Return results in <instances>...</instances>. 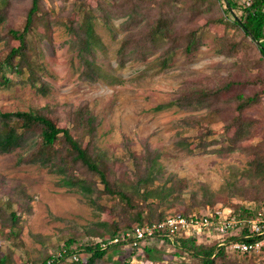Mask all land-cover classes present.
<instances>
[{"label": "rangeland", "instance_id": "374dc122", "mask_svg": "<svg viewBox=\"0 0 264 264\" xmlns=\"http://www.w3.org/2000/svg\"><path fill=\"white\" fill-rule=\"evenodd\" d=\"M8 0H0L3 9ZM111 0H43L40 16L50 23L49 31L43 26L35 29L30 37L26 55L29 59H38L44 66L43 79L49 84L48 90L39 91L28 79L15 76V83L9 88H0V111L14 112L40 109L56 105L78 106L88 102L91 111L101 121L99 127V145L109 157L124 161L122 173L128 171L130 163L124 148V139L131 141V148L138 154L148 143L151 148L161 153V162L166 174H174L188 181L184 200L189 202L190 192H198L201 197V184H206L212 191H219L226 183L235 181L238 188L232 197H221L213 204L201 206L192 214H207L219 208L251 206L256 210L264 209V179L245 174L248 164L254 156L242 151L229 154L222 152L197 153L198 136L212 129L208 135L209 149H227L222 141L230 138L235 129L229 133L223 128L221 120L227 115L219 116L202 112H184L168 103L187 83L196 82L214 86L227 79L249 81L245 89L247 95L264 89V62L258 61L259 55L255 45L242 41L241 34L225 24L215 23L213 19L224 18L225 23L234 22L232 12H227L223 0H145L149 8L146 18H155L159 6L164 3L168 8L181 13L180 26L188 24L200 29L202 36L197 47L196 37L183 38L181 46L163 61L156 55L146 61H128L124 66L118 63V51L124 37L130 32H144L146 22L135 28L125 23L127 17L112 18L111 28L100 18L94 21L95 32L101 38L98 48V63L101 67V79L98 82H85L80 78V64L70 42L76 37L71 35L65 23L70 19L78 22L81 8L97 9ZM131 0H118L120 5L130 4ZM243 4L245 0H238ZM168 2V3H166ZM143 4V3H142ZM30 0H11L6 18L0 20V59L12 49L20 46V41L13 31L21 32L25 21V11ZM237 12L240 14L239 10ZM191 25V26H190ZM239 40L240 46L235 55L219 53L225 38ZM185 48L192 54L186 53ZM32 75H36L32 72ZM262 81V83H260ZM255 121L254 136L246 140L248 147L264 145V94L258 104L247 112ZM60 127L65 122H57ZM187 116H198L200 129L184 131L188 142L177 145L175 134L182 127L175 122ZM73 135L78 138L75 130ZM85 144V141H82ZM17 153L0 154V195L10 187L25 191L33 200L30 202L31 214L22 206L15 205L21 217V235L15 240L2 238L0 253L10 249L12 264H32L59 251L69 237V232H79L83 227H99L105 233L104 224H112L116 213L111 204L115 199L106 197L101 202L102 208L93 207L87 198L75 190L63 187L59 177L37 166L18 167ZM117 164V169L119 168ZM243 192V193H242ZM241 194L247 196H241ZM7 198V196H5ZM185 209L176 206L165 210L167 216L176 215ZM1 222V221H0ZM1 226V224H0ZM107 226V227H108ZM79 230V231H78ZM4 233H7L6 231ZM87 236L78 239L75 246L83 245ZM212 246V245H211ZM156 260L152 264H195L184 252L176 255V250L168 245H154ZM240 255V256H238ZM231 253V258H240L244 264H264V252L259 254ZM149 258L148 256H146ZM146 259H144L145 262ZM60 264H71L62 262ZM101 264H143L135 261L129 252L109 254V261ZM145 264V263H144ZM199 264V263H198Z\"/></svg>", "mask_w": 264, "mask_h": 264}, {"label": "trees", "instance_id": "16d2710c", "mask_svg": "<svg viewBox=\"0 0 264 264\" xmlns=\"http://www.w3.org/2000/svg\"><path fill=\"white\" fill-rule=\"evenodd\" d=\"M214 1V0H213ZM217 1V0H215ZM214 1V4H215ZM227 4V12H232L234 22L225 23L224 18L213 19L215 23L225 24L227 28L235 29L241 34L242 41H249L255 45L258 52V61L264 62V0H245L240 4L238 0H223ZM145 0H131L130 4L120 5L118 0L108 1L97 9L81 8V18L78 22L70 19L65 27L71 35L76 37L71 41V49L76 52L80 64V78L85 82H98L101 79V67L98 63V48L101 38L95 32L94 21L100 18L111 28L112 18L127 17L125 23L129 27H137L139 23L146 22V30L142 32L130 31L123 39L118 51V63L124 66L128 61H146L156 55L165 61L182 44L183 38L196 37L197 47L202 36L200 29H187L188 24L179 25L181 13L175 6V10L166 7L164 3L159 6L155 18H146L149 8L144 6ZM143 3V4H142ZM168 3V2H166ZM249 3V5H248ZM11 6V0L3 9H0V20L6 18ZM239 10L240 14L237 12ZM43 11V0H30V5L25 11V21L21 32L13 31L20 41V46L12 48L4 58L0 59V88H9L15 83V76L28 79L35 88L45 92L49 84L43 79L44 66L38 59H29L26 55L30 44V37L34 36L35 29L40 26L49 31L50 23L40 13ZM191 26V25H190ZM240 41H231L225 38L221 43L219 53L235 55ZM186 53L192 54L188 48ZM35 72L36 75H32ZM262 83V81H260ZM249 81L227 79L214 86L190 82L188 87L181 89L172 98L168 106L177 107L184 112L206 111L214 115H227L221 120L226 133L235 129V133L222 141L227 149H209L210 142L207 137L212 129L198 136V152L211 153L222 152L229 154L236 151L248 153L254 156L248 164L245 174L250 177L264 179V145L246 146L244 142L254 136L255 121L247 116V111L258 104L264 94V89L247 95L245 89ZM49 113L54 119L65 127H60L47 116ZM182 127V131L175 134L176 144L183 145L188 142V137L183 136L184 131L201 128L198 116H187L175 122ZM101 121L93 114L88 102H82L78 106L69 104L48 106L27 111L2 112L0 111V154L17 153L18 167L37 166L47 170L50 174L59 177V183L63 187L75 190L88 199L93 207L102 208L101 202L106 197L115 199L111 204L116 213L115 221L104 230L99 227H83L79 232H69L63 248H85L91 253L86 262H74L64 258L60 264H101L109 261V254H120L118 246L102 250L92 242L96 238L116 237L125 231L132 230L137 225L159 224L167 220L165 210L176 206H184L185 209L176 215L190 216L192 212L201 206L213 204L221 197H232L238 186L235 181L226 183L219 191H212L208 185L201 184V197L198 192H190L188 203L184 200L185 191L188 189V181L174 174H166L161 162V153L145 143L140 154L131 148V141L124 139V148L128 154L130 167L122 173L124 161L116 157H109L107 152L99 145V127ZM79 133L78 138L73 135ZM85 141V144H82ZM117 169V164H119ZM243 193V192H242ZM7 196V198H5ZM241 196H247L241 194ZM33 200L25 191L16 187L7 188L0 195V242L3 237L15 240L22 233L20 226L21 217L14 208L22 206L25 212L31 214L30 202ZM251 206L225 207L229 210L228 218L248 219L257 215L258 210L251 211ZM108 226V227H107ZM7 233H4V232ZM83 245L75 246L78 239L87 236ZM178 244H171L177 253L184 252L195 264H244L240 258H231L226 246L199 245L193 238L179 236ZM238 236L232 235L229 240H236ZM259 238L250 239L249 242ZM146 256L151 261L156 260L153 245L145 247ZM264 252V247L262 253ZM13 252L9 249L6 253H0V264H12ZM249 254H242L241 256ZM240 256V255H238ZM50 255L41 260H34L32 264H46Z\"/></svg>", "mask_w": 264, "mask_h": 264}, {"label": "built area", "instance_id": "2783aa9c", "mask_svg": "<svg viewBox=\"0 0 264 264\" xmlns=\"http://www.w3.org/2000/svg\"><path fill=\"white\" fill-rule=\"evenodd\" d=\"M249 209L255 211L253 207ZM228 215L229 210L223 208L207 214L171 215L159 224L137 225L116 237L96 238L92 245L102 250L118 246L122 251L129 252L133 263L138 261L143 264H152V261L146 257L147 245L178 244L179 236L193 238L199 245L226 246L227 250L234 254L251 255L262 252L264 209L258 210L255 217L248 219H229ZM232 235L238 236V239L229 240ZM253 238H259V240L249 242ZM90 257L91 253L85 248L74 250L63 248L51 254L46 264L61 262L64 258L74 262H86ZM144 259H146L145 262Z\"/></svg>", "mask_w": 264, "mask_h": 264}]
</instances>
